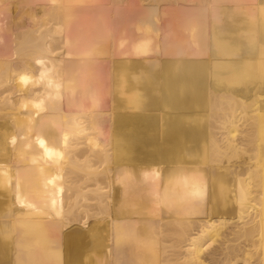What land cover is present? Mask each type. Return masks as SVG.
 <instances>
[{
	"label": "bare ground",
	"instance_id": "bare-ground-1",
	"mask_svg": "<svg viewBox=\"0 0 264 264\" xmlns=\"http://www.w3.org/2000/svg\"><path fill=\"white\" fill-rule=\"evenodd\" d=\"M16 1L0 0V264H207L217 246L220 264H264V0H192L173 37L165 0H140L137 59L113 79L96 22L112 16L91 30L74 21L88 0Z\"/></svg>",
	"mask_w": 264,
	"mask_h": 264
},
{
	"label": "rangeland",
	"instance_id": "rangeland-1",
	"mask_svg": "<svg viewBox=\"0 0 264 264\" xmlns=\"http://www.w3.org/2000/svg\"><path fill=\"white\" fill-rule=\"evenodd\" d=\"M19 1V0H18ZM18 1H16V2H18ZM24 1L25 0H23V1H21V3H23L22 5H25L26 3H32V2H35V3H37L38 2V0H36V1H32L31 0V2L29 1V0H26V3L24 4ZM43 2H41V0H40V2L41 3H43L44 4V1L45 0H42ZM89 1V0H88ZM87 1V5H89V7L88 6H86V10H84L83 12H81L80 13V15H79V17L75 20L74 19V21H79L78 23L79 24H81V23H83L84 24V26H86L88 29L90 28V27H88V26H93V28L95 27V30L97 29V27H99V25L101 24V22L103 23L104 22V24L105 23H107L108 24V22H109V25H111V26H109V27H107V24H105V27H107V29L104 27V26H101L100 25V27L101 28H99V30L101 31V29L103 28H105L106 30H104V33H105V36L102 38V40H104L103 41V43L105 42V44L106 45H104L105 46V48H108V45H109V47L111 48H108L107 49V51H105V53H107L108 51H109V49H110V53L108 52L107 54L109 55H107V57H101L100 58V63H99V65L98 66H100L99 68H102V70L104 71V74L105 75H107V77L108 78H110V79H113V77H117L118 75H120V73L122 72V65L120 64V63H123V62H126L129 58V61L130 62H133V61H131V60H134V59H132V57H136L135 55L134 56H128V57H126L130 52L127 50V48H126V51H128L129 53L127 54V52L125 51L124 52V48H125V44L127 43L128 44V42L130 41V38H128V39H126V40H129V41H126V43H124V41H125V39H123L124 38V35H125V37H129V36H134L135 35V31L133 30V29H130L129 27H127V26H125V25H129V23H125V22H129V17H132L135 13H137V12H139L141 9H142V2L140 3V0H94L93 2H91V1H89L88 2ZM174 1V0H165V1H163L162 3H161V6H160V12L162 11V14L160 15L159 14V16H158V26H159V28H160V30L161 31H163V30H167L166 32H169V34L171 35V33H175V35L176 34H178L177 32H179V31H177V30H179V29H177V28H179V23L178 22H176V18H178V17H181V15L179 14V12L181 13L182 12V10L181 9H184V8H186V7H188L189 5H190V3L192 2V0H185V2L184 1H182L183 2V5L181 4L182 2L180 1L179 3H172V2ZM15 2V3H16ZM91 2V3H90ZM166 2V3H165ZM19 3V2H18ZM18 3L17 4H14L15 5V11H18L19 9H21L22 8V14H23V12H24V14L25 13H27V12H25V11H27V7L29 6V7H31V4H28L27 5V7H26V5H25V7H22V5H21V3H19V6L21 5V7H19L18 8ZM41 3H39V5H42ZM88 3H90V4H88ZM143 3H146V1L145 2H143ZM166 4V6H165V4ZM172 3V4H171ZM194 3V2H193ZM193 3H191L192 5H193ZM46 4V3H45ZM44 4V5H45ZM175 4V5H174ZM179 4H180V6H179ZM186 4H188L187 6H186ZM195 4V3H194ZM17 5V6H16ZM32 5H34L35 7H39V5L37 6V5H35V4H32ZM177 5V6H176ZM191 5V6H192ZM33 6V7H34ZM175 6H176V9H175ZM182 6H184V7H182ZM17 7V8H16ZM33 7H31V8H33ZM165 7V8H164ZM27 8V9H26ZM112 8H113V10H112ZM164 8V9H163ZM18 9V10H17ZM98 9H101V10H99L101 13V16H106L107 14H104L105 12L106 13H108V19H109V17L110 16H112V17H110L111 19V21L110 20H105L104 21V17H100L101 18V20H100V18L98 19V16H99V11H97ZM107 9V10H106ZM105 10V11H104ZM110 10V11H109ZM112 10V11H111ZM119 11V13H117L118 11ZM164 10H165V12H164ZM166 10H168V13H167V11ZM179 10H181V11H179ZM19 11H21V10H19ZM19 11L17 12V13H19ZM97 11V12H96ZM115 11H116V13H117V16H116V14H115ZM136 11V12H135ZM96 12V13H95ZM174 12H176V13H174ZM17 13L14 15V14H12V15H14L15 17H18L17 16ZM132 13V14H131ZM178 13V15H180V16H178L177 17V14ZM23 14V15H24ZM95 14H98L97 15V17H96V15ZM115 14V15H114ZM119 14V15H118ZM182 14V13H181ZM2 15H6V12H2L1 14H0V19H2ZM19 16L21 15V12H20V14H18ZM94 15H95V18L96 19H98V21H96L97 23H99V21H100V24L97 26V24L95 25V23H94V25L92 24V25H89L90 23H88L89 21H93L92 19H94ZM183 15V14H182ZM198 15V14H197ZM22 16V15H21ZM106 16V17H107ZM129 16V17H128ZM176 16V17H175ZM191 16V15H190ZM195 16H196V14H195ZM14 17V18H15ZM25 17V18H24ZM22 16L21 17V19H20V17H19V20H22V18H23V20L24 19H29V17H30V15H29V17L27 18V15H25V16ZM169 17V18H168ZM174 17H175V20H174ZM185 16H182V20H178L177 19V21H181V23H182V25H181V28H182V26L188 21V20H190L191 21V19L193 18L194 19V17H190L191 19H188L189 18V16L188 17H186V19L184 18ZM198 17H199V15H198ZM13 18V17H12ZM102 18H103V20H102ZM186 20H184V19ZM203 18V20H205L206 19V17H202ZM205 18V19H204ZM8 19H11V18H8ZM96 19H94V21L96 20ZM126 19H128L127 21H126ZM131 19V18H130ZM180 19V18H179ZM188 19V20H187ZM192 19V20H193ZM208 19V18H207ZM3 20V19H2ZM80 20H82V21H80ZM185 21V23H184V21ZM195 20V19H194ZM4 21V20H3ZM183 21V22H182ZM7 22H9L8 20H7ZM86 22H87V24H86ZM176 22V23H175ZM195 22V21H194ZM193 22V23H194ZM93 23V22H92ZM112 23V24H111ZM162 23V24H161ZM169 23L170 24H172L171 26L173 27V24L176 26V29H169V27L170 26H168L169 25ZM177 23H178V25H177ZM180 23V24H181ZM184 23V24H183ZM190 23V22H189ZM192 23V22H191ZM196 23H198L199 24V26H198V24H196ZM196 23H194V29H192L193 31H195L194 33H195V38H194V40H196L197 38L199 39L198 41L199 42H201V41H205L204 39H206V41H207V38H205V36L207 37V34L209 33V32H207L208 30H205L204 29V27L203 26H201V24L199 23V22H197L196 21ZM79 24H77L76 25V27L77 26H80ZM103 24V25H104ZM116 25V26H114V25ZM161 24V25H160ZM138 24H136V27H138L137 26ZM166 25L168 26L167 28H166ZM133 26H135V25H133ZM178 26V27H177ZM76 27L74 26V27H72V28H75V31H73V33L75 32H78L79 30V27H77L78 29H76ZM127 27V28H126ZM135 27V28H136ZM198 27V28H197ZM201 27H203V28H201ZM110 30H109V29ZM112 28V29H111ZM117 28V29H116ZM134 28V27H133ZM185 29H186V26L184 27ZM91 29V28H90ZM116 29V30H115ZM202 29H204L206 32H204ZM70 30H72V29H70ZM70 30H68L67 29V31H70ZM76 30H78V31H76ZM92 30V29H91ZM94 30V29H93ZM108 31L110 32V34L108 33ZM116 31V32H115ZM170 31H171V33H170ZM177 31V32H176ZM71 32V31H70ZM166 32H165V35H166ZM203 32L205 33V35L203 34ZM107 33V34H106ZM141 32H137L136 34L139 36V34H140ZM207 33V34H206ZM149 34L151 35V33L149 32ZM168 34V33H167ZM168 34V35H169ZM171 35V37H173L174 35ZM201 34H203V35H201ZM164 35V34H163ZM169 35V36H170ZM114 36V37H113ZM167 36V35H166ZM197 37V38H196ZM107 38V39H106ZM200 38L202 39V40H200ZM204 38V39H203ZM108 40L110 41L109 43H107L108 42ZM124 40V41H123ZM137 43V42H136ZM124 44V45H123ZM154 45V42H152L151 41V43H150V45ZM124 46V47H123ZM85 47V46H84ZM81 48L83 51H89V49H91V48H87V47H85V48ZM72 48V47H71ZM73 48H76V50H80L81 51V49H78L77 47H73ZM181 47H179V49H180ZM200 48V47H199ZM85 49V50H84ZM175 50H177V48H174ZM72 50H75V49H72ZM160 51L162 50V49H159ZM171 50H173V48H171ZM91 51V50H90ZM113 51V52H112ZM156 51V50H155ZM163 51V50H162ZM201 51H207L206 52V55H205V57L206 58H208L209 56H207V55H209V52H208V50H203V48L201 47V49H199V52H201ZM138 52H140L141 53V50H138ZM159 52V51H158ZM199 53L198 55L199 56H201V59L199 58V56H198V58L200 59L199 61H206L207 59H205V58H203L204 56V54H205V52L204 53ZM125 53L127 54V55H125ZM122 54H124V56H122ZM131 54V53H130ZM72 55H75L74 53H72L71 55H67L68 57H72ZM103 55H105L104 53H103ZM61 56H63V55H61ZM67 56H66V58L65 57H62L63 59H64V61H65V63L63 62V64H68V60H71V61H73V59H75V57L73 58H67ZM76 56V55H75ZM106 56V55H105ZM121 56V57H120ZM125 57V58H124ZM122 58H124V59H126L127 58V60H122ZM137 59V58H136ZM135 59V60H136ZM203 59V60H202ZM103 60V61H102ZM121 60V61H120ZM127 65H129L130 66V64H127ZM108 69V70H107ZM99 70V69H98ZM122 77V76H121ZM107 85V84H106ZM8 87V86H7ZM6 87V88H7ZM107 87H109L108 85L106 86V88ZM5 88V89H6ZM110 89H111V86H110ZM16 93V92H15ZM14 93V94H15ZM12 95L13 96V98L14 97H16V96H18L19 95V92H18V95H17V93L15 94V95ZM107 100H108V97H104V101H103V105L105 106L106 105V102H107ZM101 103V102H100ZM3 107V106H2ZM84 107H87V106H84ZM0 108H1V105H0ZM102 108H104V107H102ZM96 109V108H95ZM22 110H25V107L22 109ZM27 110H29V108H27ZM27 110H25V112H27ZM96 111V110H95ZM17 115V114H16ZM9 116V115H8ZM6 117V116H5ZM88 123L87 122H85L83 125L84 126H86ZM214 133L216 134V137H218V138H221L222 137V135H221V130H218L217 129V127H216V129L214 128ZM95 132L96 131H94V130H92L91 128H90V126H89V128H87V129H85V131H83L81 134H79V136H81V137H86L87 135H85V133L86 134H89V135H91V134H95ZM84 135V136H83ZM64 166H66V167H70L69 166V164H67V163H64L63 164ZM70 169V168H69ZM70 171H72V173H69V174H67V175H65V176H62L63 177V183H61L59 186L57 185V184H54V183H51L50 184V186H52V187H54V186H58L59 188L58 189H61V190H63V189H67V187L68 188H71L73 185H70V183H72V179H73V176L75 175V174H79V173H81L80 171H78L77 169H71ZM113 174V173H112ZM114 175V174H113ZM73 188H75V187H73ZM59 194V193H58ZM55 195L56 194H52V196H51V198L53 199L54 197H55ZM74 194L73 193H71V191L67 194V196L64 198V203H68V202H70L74 197H72ZM82 201V200H81ZM80 204H81V202L80 203H78L77 205H76V207H79V209H78V218L80 219L81 218V220H82V222L79 224V227L82 229V230H84L85 231V229L86 230H88V228H90L88 225L85 227V225H83L82 223H83V221H84V223H85V220H86V217H84V213H83V207H81L80 206ZM69 204H67V206H68ZM89 209L91 208V210H90V213H92V212H95L93 209H92V207H88ZM97 212V211H96ZM94 214V213H93ZM201 219V216H198L196 219H194L196 222H198V221H201L200 220ZM88 221L90 222V218L88 219ZM193 221V220H192ZM87 222V221H86ZM82 224V225H81ZM84 226V227H83ZM195 227H196V225H195ZM195 227H193L194 229H195V231H196V228ZM26 229L27 230H32V231H36L37 229L36 228H34V227H26ZM195 231H193L192 233H194ZM86 232V231H85ZM30 234H28V233H26L25 234V236H29ZM169 242H172V240L170 241L169 240ZM168 243V242H167ZM165 244V243H164ZM163 244V245H164ZM168 244H170V243H168ZM168 244H166V245H168ZM184 244H186V243H184ZM183 244V245H184ZM185 247V246H184ZM184 247H182V249H180V250H175L174 252H168V254H171V256H175L176 254H178V256L179 257H181V252L184 250L183 248ZM222 247V248H221ZM222 250H221V249ZM224 248L225 247H223V246H217V248H215V250H214V255H212V254H206V255H204V258H205V262L207 263V264H220L221 262H222V258H223V252L225 253V250H224ZM54 249H58V247L57 246H53V247H50V250H54ZM224 250V251H223ZM221 251H223V252H221ZM217 252V253H216ZM219 252V253H218ZM220 252H221V254H220ZM176 253V254H175ZM173 254V255H172ZM180 254V255H179ZM218 255V256H217ZM217 258H220V259H217ZM208 259V260H207ZM211 259V260H210ZM220 262H219V261ZM217 261V262H216ZM182 261H175V263L174 264H180Z\"/></svg>",
	"mask_w": 264,
	"mask_h": 264
}]
</instances>
